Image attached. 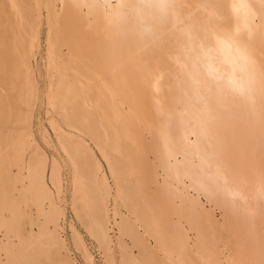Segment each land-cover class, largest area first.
<instances>
[{
    "label": "rangeland",
    "instance_id": "rangeland-1",
    "mask_svg": "<svg viewBox=\"0 0 264 264\" xmlns=\"http://www.w3.org/2000/svg\"><path fill=\"white\" fill-rule=\"evenodd\" d=\"M67 1L70 5L72 4L70 1L73 4L78 3V0L76 2L75 0H43V27L42 32L39 31L41 49L38 53L37 48H33L31 53L27 54L30 56L29 59L23 57V61H28L30 64H25L20 68L12 67L9 71L8 81H6V86L9 87L7 97L10 104L15 93L13 76L15 74L19 76L22 85L17 88V91L20 93V105L23 110L18 114L10 108L5 110L4 117H0V124L6 125L4 130L3 128L0 130V168L6 173L4 176L5 186L10 187L8 190L11 199L7 198L1 203L3 209L0 212V264H11L10 259L12 256H15V254L17 256L19 254L17 251L21 248L23 251L27 250L26 247L28 251L21 252L23 258V254L26 256L29 249L33 252L38 250L41 253L37 254L38 257L41 256L38 260L42 259L39 262L36 259V254H32V252L30 254V264H264L263 145L261 144L262 147L256 146L260 149H255V152L259 150L256 160V154L252 150L255 147L252 145L253 148H251V145L246 142L249 138L246 137L248 133H246L247 131L243 126V120H240L241 122L237 121L235 123L236 129L230 126L224 130H218L223 132L225 138L224 140L219 139V143L222 141L220 145L218 143L214 148L212 147L214 150L217 147L216 151L213 150L215 153L214 159H211L213 161L208 163L205 160L208 165L205 163L204 165H207L208 168L212 167L211 169H199V164L196 167L195 163L200 162V159L198 160L196 156L202 155L203 152V154H207L203 156L208 157L210 153H213L212 148L210 147V150L204 152V149L201 150L190 145L192 148L194 147L193 151L190 150L191 147L188 151L187 148H184L191 159H189L190 166H187L189 160L188 162L186 160V164H184L181 160L183 158L180 156L178 159L181 161V165L184 164V167L187 166V168L184 172L183 169L185 168L180 170L182 167L179 166V172H175L171 163H166L164 160L166 147L160 148L158 143L154 141L155 135L160 133V128L156 129V134L154 130L149 135L146 131L145 136L148 137V143L146 142L143 146H138L137 143L133 144L129 126L127 128L124 127L125 125L123 128L120 125L117 126L120 131L116 128L120 116L125 117L128 122L134 114L128 101L125 103L122 97L118 95L117 89L121 83H125L129 88V78L126 77V73H130L128 68L133 66L135 62L143 65L142 61L137 59L142 54H146V51L139 50L134 55H129L130 57L127 60L123 58V61H121L119 56V59L116 57L115 60L114 48H117L119 54L121 53V50L118 49L120 47L115 43L116 36L122 34L121 27L125 29L133 26V24L136 25L137 23V26H139L140 23H143V25L141 24L142 28H144V25L147 28L146 24L148 22H142L140 13L137 12L142 10L141 4L140 2H133L137 8V11H134L132 0H97L96 7L92 5L93 9L86 3L85 9L88 6L90 14L92 13L91 25L87 26V29L93 30V26H95L92 34L94 38L97 35L95 39L92 37L96 45V49H94L98 51V53H95L97 56L99 55V59L102 61L104 59L103 62L98 59L99 62L93 63L87 56L71 49L70 45L59 37L61 31L57 28L61 23L60 17L63 5ZM7 4L16 12V26H18L19 21L28 29L23 33L22 39L32 36V28L38 17L37 7L39 1L9 0L8 3L7 0ZM30 5L35 9L33 14L28 10ZM180 5L184 7L182 8ZM180 5L179 9L188 8L186 2L183 3L182 1ZM180 15L182 16V12ZM202 22L211 24L209 19H204ZM258 22L260 21L257 19L256 23ZM159 25L162 24H158L160 29H158L157 24H154L160 32L167 33L169 30L172 33L171 28ZM137 26H134L136 30L135 32L131 31V34L137 35L136 32L141 34L144 29L146 30V28L139 30L136 28ZM151 26L153 24L148 27ZM162 29L165 31H161ZM148 31L149 33L146 31L142 35L138 34L141 36L139 37L140 40L142 41L144 37H148V39H152L151 42L157 40L159 42L161 39L162 42L159 43L162 46L160 47L164 50L163 44L167 41L162 37H167L170 33L168 32L169 34L166 35L162 33L164 34L162 36L158 32L159 35L161 34V38L156 36L157 40H154L152 37L154 34L150 30ZM147 33L149 35L145 36ZM150 34H152V38L149 37ZM49 36L53 39H49L50 45L48 43ZM32 42L35 43L36 40L32 39ZM14 43L16 47L19 44L17 33L14 36ZM114 44L116 47H114ZM32 53L33 55H31ZM147 55L150 56L151 54ZM22 56V52L17 49L16 62ZM94 56L96 57V55ZM144 56L142 57H148ZM149 63L153 65L152 62ZM165 66V68H162L163 70L157 71V74L149 80V83L157 80L159 86H163V82L166 80L168 84L165 83V85L169 86L173 81L171 78H167L171 76L169 72L177 71L178 67L175 66L177 69H172L167 68L169 65ZM126 69L128 72H126ZM148 69L139 68L144 74L149 73ZM165 70H168L169 74ZM261 70L260 68L259 72ZM161 71L162 73H160ZM261 73H258L260 79L261 75H264ZM258 74L256 76L257 80ZM90 75L94 77H90ZM157 77L159 78L157 79ZM257 80L254 82H257ZM165 85L163 86L164 89L168 87ZM212 85L210 86L211 90L213 88L216 90V85ZM94 89L97 90V93L93 91ZM90 90H92V94H90ZM246 91L244 94L248 98L244 97L251 99V92ZM222 93V95H218L219 99H221L220 97L224 99L232 97L228 92ZM246 93H250L251 96ZM92 95H95V100H92ZM107 97L109 101L107 100L108 102L104 103H109V105L107 104L105 107L103 103L102 106L101 103L106 101ZM97 98L100 99L96 100ZM78 99L83 104L92 101L85 109L83 104L78 103ZM101 99H103L102 102H100ZM73 102L82 105V107L79 108L80 106L76 103L75 107H70L73 106ZM40 103L42 104L40 105ZM120 104L124 107V114H118L117 112V109H120ZM77 105L78 109H76ZM90 105H94L95 110ZM84 109L85 112L89 111L88 114L84 112ZM259 109L257 112L259 111L260 114V112H263L264 106ZM82 111L81 118L76 116ZM96 111L101 113V115L98 113L101 118H99V115L95 116L96 119L99 118L95 125L100 126L98 128L99 132L96 130L95 133L91 132V129H96L94 123L90 126L86 120H89L90 123L91 120L94 122ZM255 112L253 110V113ZM213 113L215 112L213 111ZM89 115L92 119L87 118ZM212 115L215 117L214 114ZM216 117V124H220L223 119H219V116ZM102 120L104 123L108 121L105 125L109 124V132H103L107 127L104 125L105 129H103ZM215 120L211 122L213 123ZM84 124L87 125L82 127ZM88 127L94 128H90L89 131L87 130ZM241 128L245 133H241L243 132ZM168 129L171 130L172 128L168 127ZM239 129L240 133L239 131L237 133ZM152 133L153 135H151ZM218 133L219 137H223L220 132ZM173 134L176 138L175 133ZM227 135L230 141L232 137V140L238 137L234 141L235 143L232 141L233 145L229 142ZM150 136H153L151 143ZM3 138L5 141H2ZM124 138L127 141L126 143H124ZM116 141L118 142L116 143ZM230 145H232L231 148ZM174 146L177 151L180 149L177 148L179 146L176 143L171 149ZM244 148L245 150H243ZM176 150L173 151L176 152ZM179 151L176 152V156L181 155ZM129 152L133 154L136 152L139 156L137 155V157L135 154L133 155L135 157H131ZM53 159L56 164L54 173L51 174ZM179 161L177 160V162ZM121 164L127 166L123 165V167ZM81 165L83 169L79 170V167H82ZM116 167L120 170L117 171ZM127 167H132V169L128 168L130 172L127 169L130 175L133 169L139 172L137 176L135 175V181L138 185L136 191L134 188L136 184L131 183L132 187H129L134 177H130L129 173L125 171ZM122 170H124V174L125 172L128 173L126 175L122 174L124 177L117 174L118 172L121 173ZM228 173L231 174L227 175ZM132 174L134 176L135 173ZM117 175L122 176L123 181L119 178V182ZM4 179L0 180L3 182ZM87 185L91 186L88 188ZM228 185L230 186L229 191L227 190ZM35 187L38 188L34 189ZM90 187H94V189H90ZM138 187L142 189L141 193ZM38 189L39 192H37ZM137 191L139 192V199H137L138 196L136 197L138 194H134V192L138 193ZM227 194L233 196V199L229 200L228 198L227 200ZM147 195L149 196L147 197ZM18 196H21L20 200L18 199L19 201L16 200ZM134 196L135 200L133 199ZM150 196L153 199L155 197L154 201L156 203L150 200ZM148 198L149 201H147ZM13 201H16V203ZM159 201L163 203L162 207L167 209L166 213L163 212L164 218L162 217V207ZM91 202L93 207H91ZM132 202H135V204ZM149 202H154L161 207V210L154 203L149 205ZM136 204H138L137 208ZM145 204L147 208H150H144ZM94 207H96V211L97 208L100 210L97 211L98 213H94L96 211L92 210L96 215L90 211V208L93 209ZM154 208L158 210L162 220L165 219L164 222L161 221L162 224L158 223L157 227L152 225L155 222L154 225L156 226L157 221H160L159 213L154 211ZM87 209H90V212ZM145 209L147 210L144 211ZM152 210L158 214L154 215ZM145 214L148 216L146 217ZM150 216L151 221L148 220ZM154 216L156 218L158 216L157 219L159 220ZM99 217L101 221L106 217L105 221L103 220L105 222L104 229L103 227L100 228L101 230L99 229L101 232L105 230L103 232L105 233L104 237L102 235L103 238L100 237L102 233L100 234L97 229L101 225L103 226V221H100L101 224L98 223L100 226L96 224ZM154 219L155 221H153ZM159 224L161 225L159 226ZM16 249L18 250L16 251ZM10 250L12 251L9 252ZM40 250L44 251V256ZM14 251L15 253H13ZM29 253L27 256H29ZM10 254H12L11 258ZM34 256H36L35 259ZM16 258L17 261L12 258L16 261L13 260L12 264L21 263L22 260L20 259L19 263V257ZM32 259L37 261L34 262ZM65 260H67V263H65ZM68 261L72 263H68Z\"/></svg>",
    "mask_w": 264,
    "mask_h": 264
},
{
    "label": "bare ground",
    "instance_id": "bare-ground-1",
    "mask_svg": "<svg viewBox=\"0 0 264 264\" xmlns=\"http://www.w3.org/2000/svg\"><path fill=\"white\" fill-rule=\"evenodd\" d=\"M38 1H39V5L37 7L38 8V17L36 19L35 25L32 28L33 34H32V36H27L24 39H22L23 33L26 32L28 29H26L22 23H19V21H18V26H16V20L17 19H16L15 10L8 6L7 0H0V117H4L5 110L10 109V108L15 113H18V114L21 113V111L23 110V107H21V105H20V93L17 91V88H20V86L22 85V82H21L19 76L17 74H15L13 76V82L15 84V93L13 96L12 103H10V104H9V99L7 97L8 96L7 94L9 92V87L6 86V81H8L9 71L12 67L20 68L21 66H25V64H30L28 61H23V57L25 59H29L28 57H30V56H28L27 54H30L33 48L34 49L37 48L38 53H39V50L41 49L40 48L41 47L40 46L41 36H39V31L41 33L42 27H43L42 26V23H43V16H42L43 9L42 8H44V7L42 5H44L43 4L44 2H43V0H38ZM182 1H183V3L186 2V5L188 4V8L179 9V5L182 3ZM75 2H76V0H75ZM77 2L78 3L73 4V2L70 1V3H72L71 4L72 6L68 3V1L66 3H64L62 11H61V17H60L61 23L57 28L61 31V34L59 35V37H61L64 42L68 43L70 45L71 49L80 53L83 56H87L93 63H97L101 59H99V55L97 56V54H96V53H98V51L95 50L96 45L94 44L95 43L94 39L96 38L97 35L94 34L95 38L92 35L94 33L93 31H94L95 26H93V30L87 29V26L91 25L90 21L92 18V13L90 14V10H89L88 6H90L91 9H93L92 5L95 6L97 0H78ZM133 2H140L142 10L137 11V8L133 4ZM8 3H9V0H8ZM86 3L88 4V6L85 9ZM181 7L183 8L184 6L182 5ZM132 9L134 11H137L140 13V17H141L142 22L146 21V22H148V24L149 23L150 24L148 25L145 23L147 25V28H148L147 29L146 26L144 25V28H146V30L144 28H142L143 26H141V24L143 25V23H140V21H139V23H140L139 26H141L140 28H138L139 26H137V23H136V25L133 24V26H131L133 28L127 27L124 29L123 27H121L122 34L119 36H116L117 38L115 39L116 40L115 43H116V45H118L120 47L118 49L121 50V53L119 54L117 52L118 51L117 48H114L115 60H116V57H117V59L120 58L121 61H123L122 60L123 58H125L127 60V58L131 56V54L134 55V53H136L139 50L140 51L141 50L146 51V54L144 53V54H142V56L146 55L150 58H148V57L143 58L142 56H140L139 59H137V60L142 61L143 65H141L139 62H135L133 66H130L128 68V71L130 70V73L129 74L126 73L127 74L126 77L129 78L128 79V84L130 85L129 88L126 86L125 83H121V85L117 89L118 95H120L122 97V99L125 103L128 101L129 105L131 106L132 112L134 114H133V116H131L130 121H128V122H127V120H125V117L120 116V121H118L119 124H116V128H117V126L119 127V125L121 128H123L124 125H125L124 127H126V128L129 126V129L132 133V136H131L132 143L133 144L137 143L138 146H143L147 142L148 137L145 136L146 131H148V133H147L148 135L151 133V131L153 132V130H154V133L156 134V129L160 128L161 134L157 133V135H155V140H154V138H153V140L158 143L160 148L166 147V149H165L166 153L163 156L164 160L166 163H169V164L171 163V166L174 167L175 172H179L180 167H182L180 170L185 168L184 167L185 166L184 164H186L185 161L187 160L186 162H188V160L190 159L189 155H187V152L185 151L184 148H187L186 150L188 151V149L190 147L192 148V146H194L195 148H200L201 150L204 149L205 151L204 150L203 151L206 152L210 147L214 148V146H216L219 143V139L224 140L225 137L222 134L223 132L218 131V130H224L230 126L233 129H234V127L236 129L235 123L237 121L239 122L240 120H243V126L246 129V130L245 129L244 130L247 131L246 133H248V135L246 137H249V138L247 139L246 142L251 145L250 146L251 148H253L252 145L255 147L252 150L255 152V149H259V148H256L257 145H259L258 147H262V145L264 147V110L262 113L260 112V114H259V111L257 112V110L259 108H262L264 106V78H263L264 75H261V74H264V0H132ZM28 10L31 14H33L35 11V9H34V7H32V5L29 6ZM180 11L182 12V16L180 15V13H181ZM183 11H185V12H183ZM130 19H132V18H130ZM204 19H206V20L209 19L210 20L209 23H211V24H206V23H208L207 21H205L206 23L202 22ZM257 19L260 22L256 23ZM54 20L56 21L55 17H54ZM151 23L153 24V26H151L149 28L148 26L152 25ZM160 23L163 25V27L166 26V28H169V29L171 28L172 33H170L169 30L167 29L168 32L170 33L169 34L167 32L169 34V35H167V37L169 39L166 36H163L164 34H162V33H165V32H160L158 30V29H160V27H158V24H160ZM259 23H261V24H259ZM154 24L155 25L157 24L158 29L155 28ZM195 24H196V26H194ZM162 25H159V26L162 27ZM134 26H137L136 28L139 30L142 28L145 30V32L147 31L148 33H149L148 30H150L151 33H153L154 35L150 34L149 37H151V35H152L154 40L156 39L155 38L156 36L160 37V35L162 34V36H163L162 38H164L165 41H167V43H165L166 45L163 44L164 50H162L163 48L160 47V46H162V44L159 43L160 41L162 42L161 39L159 40V42H157L158 41L157 39H156L157 41L151 42L152 39H148V37H144V39H142V41H141L139 38L141 36H139V35H142L144 30H143V32L141 31L142 32L141 34H139L140 32H136L139 34V35L137 34L138 36L136 34L133 35L134 33L131 34V31L135 32V30H136V29H134ZM163 30L164 29H162L161 31H163ZM158 32L161 34L159 35ZM15 33H17L18 38H19V44L17 47L14 43ZM148 33L145 34V36H148L149 35ZM167 33H165V35ZM92 37L94 39H92ZM32 39H35L36 42L35 43L32 42ZM49 39L50 40H53V39L50 38V36H49L48 43L50 45ZM116 45L114 47H116ZM17 49L19 51H21L22 55H23L22 58L19 59L18 62H16V50ZM156 51H158V52H156ZM33 53L31 55H33ZM115 53H118V54L116 55ZM152 53H153V56H152ZM147 54H151V55L149 56ZM94 55H96V57ZM114 56H113V58H114ZM118 56H119V58H118ZM98 59H99V61H97ZM36 60L37 59L35 57V61ZM103 61H104V59H103ZM115 62H117V61H115ZM149 62H152L153 65H151ZM100 64H98V65H100ZM165 65H169V66H167V68H172V69H177L175 66L178 67L177 71L173 70V71L169 72V73H171L170 77L166 76L167 78H171L173 80L171 83L169 81V83H170L169 86L165 85L166 80H164L165 82H163L165 86H168L167 88L165 87V89L163 87L164 86L163 83H162L163 86H159L160 84H159V81H157V80L149 83V80L152 79V77L155 74H157L158 70L160 71V69H162L163 67L164 68L166 67ZM140 67L144 68L145 70H147L149 68L148 69L149 73L144 74L143 71L139 70ZM173 67H175V68H173ZM260 68L262 69L261 72L263 71V73L259 72ZM141 70H143V69H141ZM128 71L126 69V72H128ZM166 71L168 73V70H165V72ZM169 71H170V69H169ZM257 71H258V73H261L260 74L261 79H260V76L257 73ZM160 73H162V71ZM256 73L258 74V80L256 78V76H257ZM164 74L167 75L166 73H164ZM91 76H93V75H90V77ZM158 78L159 77H157V79ZM256 80H257V82H254ZM166 84H168V83H166ZM212 84L216 85V87H217L216 90L214 88L211 90L210 86ZM245 90L251 92V94H252L251 99L245 98V97L248 98V96H245V94H244ZM91 91L92 90H90V94H92ZM93 91L96 92L97 90L94 89ZM222 92H228V93H230V96H232V97H229V99L226 97H225L226 99L220 97L221 99H219L218 95H220ZM96 93H93V94H96ZM247 95H250V93ZM92 96H93V99L92 98L91 99L95 100L94 99L95 95H92ZM104 97H105V95H104ZM108 97H107V99H105L106 101L102 102V100L104 98L101 99V101L99 100L100 102H102L101 103L102 106H103L104 102L109 101ZM89 99H90V95H89ZM98 99H100V98H97L96 100H98ZM92 100H90V102ZM76 102H77V99H76ZM90 102H88L87 104H83L78 99V103L83 104V107L85 109H86V107L89 106ZM75 103L73 104V106H70V107H75V105L78 104V103H76V104ZM41 104L42 103H40V105ZM107 104L109 105V103H107ZM107 104L104 103V106ZM78 105H77L76 109H78ZM120 105H119L120 109H117V112H118V114H124V107L122 104H120ZM90 106H92V105H90ZM81 107H82V105L79 108H81ZM94 107L95 106L93 105L92 109H94ZM219 108H220V110H219ZM85 109H84V112H85ZM253 110L256 111L255 112L256 115H255V113H253ZM259 110H261V109H259ZM213 111L215 113L217 112V114L215 115V113H213ZM87 112H89V111H86L85 113L88 114ZM81 113H83V111L80 112L79 115L77 114L76 116H80L79 118H81V116H82ZM96 113H97V111H96ZM96 113H94L95 119L97 118L95 116H97L99 114L101 115V113H99V112H98L99 114L98 113L96 114ZM212 114H214L215 117H213ZM91 115L93 117L92 111H91ZM89 116L87 118L92 119V117L91 116L89 117ZM216 116H219V119H221V118L223 119L220 124H218V123L216 124V120H215V118H217ZM233 117H235V118L233 119ZM82 118L84 119V117H82ZM99 118H101V116ZM99 118L96 120L94 119V122H92V120H91V123L89 120L88 121L86 120V122H88L90 124V126L92 123H94V126H96V129L94 127H90V128H94V130L91 129V132L96 133V130H98L97 132H99L98 128H100V126L97 127V125H95L96 122L99 120ZM213 119L215 120V122L212 123L211 121H214ZM83 122L86 123L85 121H83ZM105 122L106 123H104L102 120V126L104 127L103 129H105V126H106L105 124H107L108 121H105ZM86 125L84 124V125H82V127L83 126L85 127ZM108 125L106 126L107 128L103 132L108 131L110 129V128L108 129V127H109ZM236 125H238V124H236ZM5 126L0 124V130H1V128H3V130H4ZM168 127H171L172 129L169 130ZM237 127H240V126H237ZM90 128L87 130L90 131ZM117 130L120 131V129H118V128H117ZM229 130H231V129H229ZM217 131L220 132L221 135H223V137H219L218 136L219 133ZM238 131L240 133V129L237 130V133H238ZM242 131H243V129H242ZM245 131H243L241 133H245ZM101 132L102 131H100V133ZM173 133H175V135L177 136L176 138L174 137ZM224 133L227 134L226 132H224ZM237 133H236V135H237ZM109 135H110V133H109ZM151 135H153V133ZM243 135H246V134H243ZM152 137L150 136V138H151V141L149 139L150 143L152 142ZM232 138L230 141L229 136H228L229 142L232 143V141H233V143H235L234 141H236V139L238 137L234 138L235 140H232ZM104 139H103V142H104ZM244 140H245V138H244ZM2 141H5V139L3 138ZM118 141H116V143ZM122 142H123V140H122ZM126 142L127 141L124 138V143H126ZM229 142H227V143H229ZM246 142H245V144H246ZM171 143H173V145H175V143H176L177 146H179L177 148H180L182 150V151L180 149H179L180 151L178 150L179 153L181 152V155L179 154L178 156H176L177 155L176 152H178V151L176 150L175 146H174L175 149H173L174 147L171 149V147L173 146V145H171ZM221 143H222V141L218 145H220ZM233 143H232V145H233ZM238 143H239V141H238ZM129 144H131V143L129 142ZM190 145H192V146H190ZM232 145H230V148L232 147ZM159 146H158V148H159ZM221 147H222V145H221ZM234 147H235V145H234ZM193 148L190 150L193 151ZM213 148H212V151L214 150ZM173 150H176V152H174ZM216 150H217V147H216ZM216 150H214V151H216ZM224 150H223V152H224ZM243 150H245V148ZM259 150H257L255 152L256 156L253 155V156H255V159H256V157H258L257 152H259ZM183 151H185L186 154H184L185 152L183 153ZM192 151H191V153H192ZM214 151H213V153H210V155L208 157H204L203 155H207V154L206 153L203 154V152H202V155L199 154V156H196V155H198V154H196L195 155L196 158L198 157V160L200 159V162L195 163L196 167H198L197 165L199 164V166H200L199 169H201V168L211 169L212 167L210 166L211 168H208L207 165L210 161H213L211 159H214V157H215ZM220 151H222V150H220ZM228 152H230V151H228ZM240 152H241V150H240ZM129 153H130L131 157H135L138 155L136 152H134V154L131 152H129ZM121 155H122V153H121ZM133 155H135V156H133ZM180 156L183 158V159H181L182 162L184 163L183 165H181L182 163L178 159V157H180ZM236 157H237V155H236ZM121 158H122V156H121ZM141 159H142V157H141ZM170 159H172V160L170 161ZM228 159H229V157H228ZM177 160L179 162H177ZM190 160L187 163L188 164L187 166H190L189 165ZM205 160L208 163H205L206 162ZM217 160H218V158H217ZM236 160H237V158H236ZM204 163L207 165H204ZM55 164H56V162L53 159V164H52L53 168L51 169V174L54 173ZM121 165L123 166L124 164H121ZM192 165H193V163H192ZM210 165H212V164H210ZM187 166H186V168H187ZM81 168L83 169V166L79 167V170ZM128 168L132 169V167H127L125 169V171H127ZM186 168L183 169V171L186 170ZM117 169L118 168L116 167V170ZM119 170H120V168L117 171H119ZM229 170H231V169H229ZM123 171L124 170H122L121 173L118 172L117 174L126 175L130 172L129 169H128L129 172L127 171L128 173L125 172V174H124ZM136 171L137 170H134V169H133V171H131L132 176L130 175V173L128 174V175H130V177H132V178L134 177L133 181L135 183L133 181H131L129 187H132L131 183L136 184V185H134L135 191L137 188L136 186H138L136 181H135L136 180L135 177L139 173L138 171L137 172ZM232 172H233V170H232ZM132 173H135L134 176ZM230 174L228 173L227 175H230ZM5 175H6L5 171L0 168V179L3 180ZM233 175H235V174H233ZM122 176L117 177L118 181H119V178L121 180L124 177V176L123 177ZM132 178H131V180H132ZM90 179L92 180V178H90ZM122 181H123V179H122ZM234 181H235V179H234ZM1 182H0V212L3 209V206L1 205V203L4 202L7 198H9V200H11L10 196H9V190H8V189H10V187L7 186L8 187L7 188L5 186V184H6L5 179L2 182L3 184ZM87 186L89 188V186H91V185H87ZM227 187H228L227 190L229 191L230 186L228 185ZM37 188L38 187H35L34 189H37ZM91 188L94 189V187H90V189ZM134 188H133V190H134ZM138 188L140 189L139 191L141 193L142 189L140 187H138ZM128 189L131 190V188H128ZM130 190H129V192H130ZM37 192H39V189ZM132 194H133V192H132ZM134 194L135 195L138 194V195H136V197L138 196L137 199L140 198L139 192L138 193L134 192ZM148 196L149 195H147V197ZM226 196H227L226 197L227 200H228V198L230 200L233 197V196L231 197L230 194L229 195L227 194ZM20 197L21 196H18L16 198V200L19 201ZM23 198H25V197H23ZM131 198H133V197H131ZM149 198L151 201L152 200L154 201V199H155V197L153 199L152 196H150ZM149 198L147 201H149ZM13 199H14V197H13ZM133 199L134 200L136 199L135 196ZM156 199L159 200L158 198H156ZM131 201H132V199L130 200V202ZM233 201H235V200H233ZM13 202L16 203V201H13ZM128 202H129V200H128ZM135 202H132V203L135 204ZM154 202L156 203V201H154ZM154 202H152V203L149 202V205H150V203L153 204ZM159 202H161V201H159ZM137 203H139V202L137 201ZM155 203H154V205H156ZM91 204H92V202H91ZM136 205H137L136 206V208H137L138 204H136ZM147 205H148V203H147ZM147 205L145 204L144 208ZM154 205H151V206L155 207ZM160 205L162 207L163 203L161 202ZM91 207H93V204ZM159 207L160 206H157L158 209H159ZM161 207H160V210H161ZM243 207H245V206H243ZM95 208L96 207H94L93 209L90 208L91 210L87 209V211L90 210L92 212V210H95ZM149 208H147V209H149ZM155 208H154V211L158 212V210H155ZM164 208L165 207H162V212L160 210L159 211L161 213H163V212L166 213L167 209L165 208L166 211H164L165 210ZM147 209H145L144 211H146ZM151 209H150V211H151ZM97 211H100V210L97 208ZM97 211L94 213H98ZM105 211H106V209H105ZM154 211L152 213H154V215H155L157 212L155 213ZM42 213H44V212L42 211ZM92 213H90V214H92ZM231 213H233V212H231ZM94 215H96V214H94ZM147 216L148 215H146V217ZM151 216L148 217L149 221H151L150 220ZM162 217L164 218V213H163ZM162 217H160V213H159L160 221L159 222L157 221L156 226L154 225L155 222L152 225L154 227H157L158 223H161V221L164 222L165 219L162 220ZM105 218L106 217H104V219ZM154 218H156V216H154ZM157 218H158V216H157ZM104 219H102V221ZM157 220H159V219H157ZM100 221L101 220L99 217V220L96 224H98ZM104 221L102 222L103 226L102 225L100 226L101 222H100V224H98V226H100L99 228H97L98 231H100L102 229V227L104 229V223H105ZM153 221H155V219ZM161 224H159V226ZM103 232H105V230ZM103 232L100 231V234L102 233L100 235V237H102V235L104 237L105 233H103ZM232 232H233V230H232ZM98 234H99V232H98ZM204 237H206V236H204ZM201 240H202V238H201ZM25 249H27V250H24L25 252L28 251L27 247ZM17 250L18 249H16V251ZM20 250H22V248ZM20 250L17 251V253L19 252V254H17V256L15 254L16 257H19L18 262L20 263V261L22 260L20 264H25V262H27L26 264H28V262L30 264V259H31L30 254L33 251L31 249H29V252H30V250H31V252L26 253V256L28 253H29V256L26 257L25 254H23V256H24V258H23V257H21L22 256L21 252H24V251L23 250L20 251ZM11 251L12 250H10L9 252H11ZM37 251H34L32 254L35 253L37 256V254L40 253L39 251L38 252ZM40 251L43 254L44 251L43 250H40ZM13 253H15V251ZM11 256H12V254H10V258H11ZM15 256H12V258H14L16 260L17 258ZM36 256H34V259L36 258ZM43 256H44V254H43ZM12 258L10 259L11 264L13 263V260H14ZM38 258H41V256H39V257L37 256L36 259L38 260ZM44 258L45 257H43V259ZM34 259H32V260L34 261ZM15 260H14V262L17 261V260L15 261ZM23 260H24V262H23ZM37 260H35V261H37ZM41 260L42 259H40L38 261L41 262ZM44 260H46V258ZM47 260H49V259H47ZM65 261H66L65 263H67V260H65ZM68 263H72V262L68 261Z\"/></svg>",
    "mask_w": 264,
    "mask_h": 264
}]
</instances>
